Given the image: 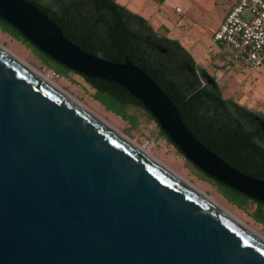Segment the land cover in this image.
<instances>
[{"label": "water", "instance_id": "water-1", "mask_svg": "<svg viewBox=\"0 0 264 264\" xmlns=\"http://www.w3.org/2000/svg\"><path fill=\"white\" fill-rule=\"evenodd\" d=\"M0 17L53 60L127 89L195 166L264 204V180L198 140L143 69L83 50L26 0H0ZM0 264H264V246L0 50Z\"/></svg>", "mask_w": 264, "mask_h": 264}, {"label": "trees", "instance_id": "trees-1", "mask_svg": "<svg viewBox=\"0 0 264 264\" xmlns=\"http://www.w3.org/2000/svg\"><path fill=\"white\" fill-rule=\"evenodd\" d=\"M26 1L44 12L68 40L83 50L114 63L128 59L143 69L176 104L184 123L198 140L239 171L264 180V130L256 122L255 113L224 99L218 84H209L204 79L207 71L196 66L189 52L177 41L160 36L147 20L115 0ZM0 28L28 45L55 73L65 77L72 72L83 77L92 88L94 99L106 110L133 126L138 121V111L143 110L157 123L141 101L121 85L87 77L53 60L1 17ZM188 65L192 70L197 68L200 75L191 73ZM157 125L159 134L178 149ZM187 161L200 178L212 182L230 203L242 209L251 207L250 216L264 227L262 202L215 180Z\"/></svg>", "mask_w": 264, "mask_h": 264}, {"label": "rangeland", "instance_id": "rangeland-1", "mask_svg": "<svg viewBox=\"0 0 264 264\" xmlns=\"http://www.w3.org/2000/svg\"><path fill=\"white\" fill-rule=\"evenodd\" d=\"M132 13L143 17L160 36L177 41L195 61L215 78L227 100L264 114V66L252 68L235 60L232 50L214 41V34L226 18L234 0H115ZM180 11L177 12L176 9ZM0 46L42 73L67 95L83 105L112 128L144 148L155 160L209 195L243 224L264 237V227L250 216L251 207L230 203L210 181L199 177L196 169L178 149L159 134V127L147 113L138 111L135 126L108 111L93 97V90L75 73L53 76L34 51L24 42L0 28Z\"/></svg>", "mask_w": 264, "mask_h": 264}, {"label": "built area", "instance_id": "built-area-1", "mask_svg": "<svg viewBox=\"0 0 264 264\" xmlns=\"http://www.w3.org/2000/svg\"><path fill=\"white\" fill-rule=\"evenodd\" d=\"M213 39L229 47L235 60L252 68L264 66V0H234Z\"/></svg>", "mask_w": 264, "mask_h": 264}, {"label": "bare ground", "instance_id": "bare-ground-1", "mask_svg": "<svg viewBox=\"0 0 264 264\" xmlns=\"http://www.w3.org/2000/svg\"><path fill=\"white\" fill-rule=\"evenodd\" d=\"M0 50L3 51L8 56H10L11 58H13L14 60H16L18 63H20L34 77H36L37 79H39L43 83L47 84L48 86H50L51 88H53L54 90H56L57 92H59L60 94H62L64 97H66L67 99H69L71 102H73L74 104H76L77 106H79L80 108H82L83 110H85L86 112H88L89 114H91L93 117H95L97 120H99L105 126H107L109 129H111L113 132H115L117 135H119L125 141H127L132 146H134L135 148H137L139 151H141L142 153H144L147 157H149L153 162H155L159 167H161L164 171H166L172 177H174L175 179L179 180L183 184L187 185L191 189L195 190L203 199H205L208 203H210L217 210H219L220 212H222L223 214H225L227 217H229L234 222H236L238 225H240L242 228H244L246 231H248L251 235H253L255 238H257L262 243V245L264 246V237H262L260 234H258L257 232H255L254 230H252L251 228H249L248 226H246L245 224H243L240 220H238L236 217H234L229 211H227L225 208H223L218 203H216L205 192H203L202 190L198 189L197 187H195L194 185H192L191 183H189L185 179L181 178L180 176H178L177 174H175L171 170H169L166 167H164L160 162H158L157 160H155L144 148L140 147L135 142H133L130 139H128L122 133H120L116 129L112 128L107 123H105L103 120H101L99 117H97L95 114H93L88 109H86L83 105H81L80 103H78L76 100L72 99L57 84H55L54 82H52L49 78H47L46 76H44L42 73L34 70L32 67H30L29 65H27L26 63H24L23 61H21L20 59H18L17 57H15L13 54H11L9 51H7L6 49H4L2 46H0Z\"/></svg>", "mask_w": 264, "mask_h": 264}, {"label": "flooded vegetation", "instance_id": "flooded-vegetation-1", "mask_svg": "<svg viewBox=\"0 0 264 264\" xmlns=\"http://www.w3.org/2000/svg\"><path fill=\"white\" fill-rule=\"evenodd\" d=\"M146 32V31H145ZM149 39H151V37L149 36ZM188 67V69L191 71V73H197V74H199L200 75V71L197 69V68H195V69H193L192 70V68L188 65L187 66ZM207 76H209V77H211L213 80H214V84H217V82H216V80H215V78L214 77H212L208 72L204 75V79L205 80H207V82L209 83V84H212V83H210L209 81H208V79H207ZM223 96V95H222ZM224 98V97H223ZM225 99V98H224ZM227 107H225L224 109H226ZM248 109V108H247ZM249 110H251V109H249ZM251 111H253L254 113H255V120H256V122H258L260 125H261V127H262V122H264V114L262 113V112H257V111H254V110H251ZM258 118V119H257ZM262 129H263V127H262ZM264 130V129H263Z\"/></svg>", "mask_w": 264, "mask_h": 264}, {"label": "crops", "instance_id": "crops-1", "mask_svg": "<svg viewBox=\"0 0 264 264\" xmlns=\"http://www.w3.org/2000/svg\"><path fill=\"white\" fill-rule=\"evenodd\" d=\"M176 11H177V9H176ZM177 12H179V11H177ZM218 29V28H217Z\"/></svg>", "mask_w": 264, "mask_h": 264}]
</instances>
